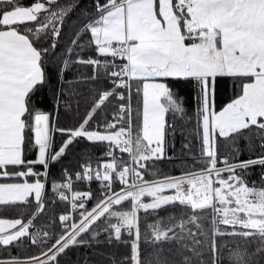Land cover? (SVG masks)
I'll list each match as a JSON object with an SVG mask.
<instances>
[{
  "label": "snow or ice",
  "instance_id": "6c2138e0",
  "mask_svg": "<svg viewBox=\"0 0 264 264\" xmlns=\"http://www.w3.org/2000/svg\"><path fill=\"white\" fill-rule=\"evenodd\" d=\"M0 204V264H264V0H0Z\"/></svg>",
  "mask_w": 264,
  "mask_h": 264
},
{
  "label": "trees",
  "instance_id": "16d2710c",
  "mask_svg": "<svg viewBox=\"0 0 264 264\" xmlns=\"http://www.w3.org/2000/svg\"><path fill=\"white\" fill-rule=\"evenodd\" d=\"M25 2H27V0H25ZM78 68H82L83 66H77ZM85 72L90 71L89 69H84ZM226 87L222 88L220 91V96H219V100L218 103L222 104V103H227L228 98L231 97L232 95V85H231V81L228 80L226 81ZM65 87H68V85H65ZM72 87H79L81 89H83V85H72ZM177 87L181 90V93L183 96L189 98V100L191 101L190 107L194 108L195 107V86L194 83L192 81H180L177 85ZM84 101H81L80 103V112L81 114H83L84 111ZM48 110L50 111H55V100L53 98H49V103H48ZM60 123L61 126H66L68 125L69 121L65 118L64 113H63V109L60 108ZM182 139V137L178 136L177 137V147H179V141ZM88 154V146L87 145H82L80 147H78L71 155H69L68 157L65 158V167H67V165L69 163L75 165L77 163H83L84 161V157L85 155ZM102 155V152L99 150H95L92 152L91 154V158L95 161L96 158L100 157ZM57 169L60 168V165L56 166ZM77 170H79L77 168ZM166 171H169V173H173L175 172V169H166ZM259 167L255 168L254 171L249 175V180H258L259 179ZM98 187L97 185L92 186V189H96ZM62 203V202H61ZM3 208V205L0 204V209ZM15 209H8V211L5 213V215L8 218H13L15 215ZM51 211V210H50ZM169 211H171V209H169ZM167 213L166 212H161L160 215L161 216H165ZM0 251H3L2 249H0ZM12 251H17L16 249H12Z\"/></svg>",
  "mask_w": 264,
  "mask_h": 264
},
{
  "label": "built area",
  "instance_id": "2783aa9c",
  "mask_svg": "<svg viewBox=\"0 0 264 264\" xmlns=\"http://www.w3.org/2000/svg\"><path fill=\"white\" fill-rule=\"evenodd\" d=\"M97 184H98V183H92V184H91V188H92V186L97 185ZM78 188H79V190H85V191L88 190V189H87V186H86V183H85L84 186L78 184Z\"/></svg>",
  "mask_w": 264,
  "mask_h": 264
}]
</instances>
